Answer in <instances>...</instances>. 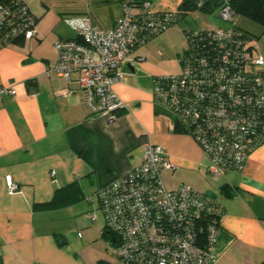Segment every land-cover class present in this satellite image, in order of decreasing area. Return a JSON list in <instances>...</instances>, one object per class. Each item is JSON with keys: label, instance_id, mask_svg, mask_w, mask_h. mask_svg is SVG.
Listing matches in <instances>:
<instances>
[{"label": "crops", "instance_id": "crops-1", "mask_svg": "<svg viewBox=\"0 0 264 264\" xmlns=\"http://www.w3.org/2000/svg\"><path fill=\"white\" fill-rule=\"evenodd\" d=\"M24 1L29 6L33 0ZM44 1L39 12L29 6L38 18L37 37L26 38L22 46L0 42V86L16 89L14 96L0 94V264H120L102 236L104 222L86 218L92 205L87 198L138 165L148 141L161 145L176 166L162 172L176 177L173 186L162 180L166 188L189 184L224 205L215 264H264V140L242 172L230 170L208 181L201 148L173 127L171 116L152 99V78L179 73L183 51L155 63L148 58V42L127 56L122 78L113 86L127 107L113 121L91 115L76 75L67 81L45 70L56 61L54 41L75 36L64 16L88 11L93 25L109 29L120 5ZM30 79L34 85L27 87ZM7 174L19 186L15 193L7 190ZM70 183L77 189L67 199L59 197V189ZM79 227L82 244L75 247L69 237Z\"/></svg>", "mask_w": 264, "mask_h": 264}, {"label": "built area", "instance_id": "built-area-1", "mask_svg": "<svg viewBox=\"0 0 264 264\" xmlns=\"http://www.w3.org/2000/svg\"><path fill=\"white\" fill-rule=\"evenodd\" d=\"M99 1L120 5L114 26L93 25L88 11L64 16L75 36L54 41L56 61L45 73L55 71L67 81L76 75L88 113L113 121L127 107L113 88L122 78V64L134 48L177 25L180 12L151 11L149 0ZM182 1L196 10L218 8L223 21L234 18L231 0ZM21 33L37 37L29 6L24 0H0V42ZM183 34L187 52L178 60L180 72L152 78L153 103L196 141L212 180L230 170L242 172L264 140V55L233 25L189 28ZM0 94L14 96L16 89L0 86ZM175 167L161 145L148 141L138 165L87 198L96 201L105 231L113 234L109 244L120 264H215L225 207L189 184L166 188L162 172ZM4 180L10 194L17 192L10 175ZM86 217L98 219L91 212Z\"/></svg>", "mask_w": 264, "mask_h": 264}, {"label": "rangeland", "instance_id": "rangeland-1", "mask_svg": "<svg viewBox=\"0 0 264 264\" xmlns=\"http://www.w3.org/2000/svg\"><path fill=\"white\" fill-rule=\"evenodd\" d=\"M151 2V11L154 10H171L174 11L177 8V5L181 0H149ZM44 0H33L29 3L31 9L35 12H39L40 8H45ZM220 9L214 8L211 13L204 12L202 10H190L189 14L186 17L178 22L174 27L167 29L164 33L159 34L153 40L147 43V47H150V57H148L153 62H157L162 58H166L167 56L173 55L177 57L179 53L183 51L187 47L186 39L183 34V29H193V30H201V29H211L212 27H222L224 25H235L239 24L245 29H249L254 33L257 37L254 42L257 44L259 50L262 54H264V30L262 26L259 24L252 22L249 19L241 17L236 14L232 21L222 20L219 16ZM178 59V58H177ZM179 63V61H178ZM208 181L212 182V178L209 175H206ZM176 177H171L166 173H162V180L165 184L169 186H173V182ZM90 211L92 214H96L98 219V223H102L101 213H97V211L93 210L95 204L90 203ZM86 216V215H85ZM87 218V217H86ZM89 221V220H88ZM73 233L71 234L70 241L73 246L79 247L82 244V239L79 238L77 232L84 233V229L81 227L72 229ZM100 245H98L99 247ZM109 252H111L112 247L109 246Z\"/></svg>", "mask_w": 264, "mask_h": 264}, {"label": "trees", "instance_id": "trees-1", "mask_svg": "<svg viewBox=\"0 0 264 264\" xmlns=\"http://www.w3.org/2000/svg\"><path fill=\"white\" fill-rule=\"evenodd\" d=\"M230 5H231V9H233L234 17L236 14H238L241 17H244L246 19L251 20L252 22L256 23L257 25L259 24L260 26H262V28L264 30V0H231ZM193 6H194L193 4L190 5L189 3L185 2V1H181L179 6L177 7V10H175V11L180 12V16L177 18V21H176L177 24L180 20L184 19L187 14H189L190 10H196V8ZM213 9H214V7L200 8V10H202L204 12H208V13H211ZM33 17H35V16L33 15ZM37 22H38V18L35 17V23L37 24ZM233 26L236 27L237 29H239L240 31H243L245 34V37L250 38L251 41H255L254 40L255 38L257 39V37L254 35V33L252 31H250L249 29H245L244 27L240 26L239 24H235ZM158 35L159 34H156L154 37H152L151 40H153ZM25 40H26V37L24 36V33H21V34H17V36L8 40L6 43L13 44L16 46L17 45L22 46L25 43ZM6 43H5V45H6ZM186 52L187 51L184 49L183 52L179 55V58H181V56H184L186 54ZM258 52H259V50H258ZM25 85L27 87L33 86L34 81L31 79L27 80L25 82ZM122 110H124V109H122ZM170 118L172 120L173 127L177 128L179 130V128H181V126L179 125L178 121L174 117H170ZM76 189H77L76 184L70 183L69 185L59 189V192H58V193H60L59 197L61 196V198H63L64 196L67 195L66 196V199H67L69 197V195L72 192H74V190H76ZM223 190H225V189L223 188ZM102 236L109 243H114V241H115L113 234L107 230L105 231L104 226H103V230H102Z\"/></svg>", "mask_w": 264, "mask_h": 264}]
</instances>
